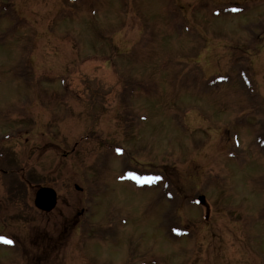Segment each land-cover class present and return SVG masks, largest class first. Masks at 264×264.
I'll return each instance as SVG.
<instances>
[{"label":"rangeland","instance_id":"374dc122","mask_svg":"<svg viewBox=\"0 0 264 264\" xmlns=\"http://www.w3.org/2000/svg\"><path fill=\"white\" fill-rule=\"evenodd\" d=\"M0 236V264H264V0H0Z\"/></svg>","mask_w":264,"mask_h":264},{"label":"water","instance_id":"95a60500","mask_svg":"<svg viewBox=\"0 0 264 264\" xmlns=\"http://www.w3.org/2000/svg\"><path fill=\"white\" fill-rule=\"evenodd\" d=\"M204 196H200L199 200L203 203L205 201ZM57 204V194L56 191L52 187L44 186L40 187L35 195V205L44 210L49 212L53 210V208Z\"/></svg>","mask_w":264,"mask_h":264},{"label":"snow or ice","instance_id":"6c2138e0","mask_svg":"<svg viewBox=\"0 0 264 264\" xmlns=\"http://www.w3.org/2000/svg\"><path fill=\"white\" fill-rule=\"evenodd\" d=\"M117 151H121V150L117 149ZM0 241H2L4 243H9V244L12 243V241L10 239H8L7 237H3V236H0Z\"/></svg>","mask_w":264,"mask_h":264}]
</instances>
